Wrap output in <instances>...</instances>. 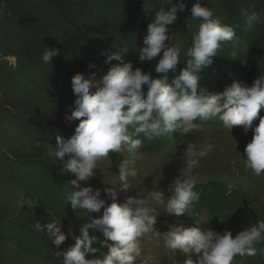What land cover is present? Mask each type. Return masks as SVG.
I'll use <instances>...</instances> for the list:
<instances>
[{"label":"rangeland","instance_id":"1","mask_svg":"<svg viewBox=\"0 0 264 264\" xmlns=\"http://www.w3.org/2000/svg\"><path fill=\"white\" fill-rule=\"evenodd\" d=\"M150 2L155 9L163 4V0ZM196 2L184 0L186 9L178 11L177 19L169 25L172 41L166 43L179 48L180 63L167 73L157 74V61H139V48L144 46L153 19L143 12V0H0V264H63L56 250H67L84 223L103 215L104 208L89 214L83 209L74 211L71 203H66V194L73 190L68 183L75 177L61 174V164L48 155L49 143L55 146L57 136L70 138L79 123L66 121V113L71 114L77 98L72 77L84 73L87 78L95 72L100 79L118 63H105V53L125 44L129 47L125 59L133 62L134 69L151 71L153 78L166 75L171 83L186 67L192 36L201 23L191 18ZM200 3L233 27L235 36L221 45L213 63L198 74L199 88L222 92L236 81L251 85L264 75V21L249 26L248 16L264 10V0ZM169 8L166 4L165 9ZM47 46L60 50L51 63L42 60ZM89 63L95 67L89 68ZM260 116H264V108ZM197 123L201 125L197 132L185 134L178 129L153 141L145 139L138 152H129L127 145L123 153L110 152L98 160L95 175L81 182V187L99 189L100 198L106 201L104 207L109 206L112 200L105 190L121 187L118 165L127 158L129 168L138 174L128 178L134 188L120 192L118 202L123 204L128 196H137V190L147 196L158 187L167 199L171 183L187 170L188 146L197 151L212 146L189 173L199 201L180 216L164 213L163 205L155 206V228L161 236L153 232L139 238L143 264H184L189 256L196 259L194 253L173 252L164 246L163 233L172 224L216 232L231 230L235 236L264 220V173L257 176L245 165L244 149L253 132L245 134L243 126H234L231 131L218 117L198 119ZM258 123L259 117L253 126ZM52 217L63 225L67 236L59 249L34 228L37 222L43 224ZM89 232L99 237L93 243L98 251L86 258L102 259L109 251L100 243L105 238L99 230ZM256 247L254 256L237 255L231 264H264V243Z\"/></svg>","mask_w":264,"mask_h":264},{"label":"clouds","instance_id":"2","mask_svg":"<svg viewBox=\"0 0 264 264\" xmlns=\"http://www.w3.org/2000/svg\"><path fill=\"white\" fill-rule=\"evenodd\" d=\"M166 4L170 5L168 10L165 9ZM185 9L184 0L179 3L163 0L158 9L150 0H143V12L153 19L148 25L144 46L139 48V61H157V74L167 73L180 63L179 48L166 41H172L169 25L177 19L178 11ZM191 18L201 23L192 36L186 67L171 83L166 75L153 78L151 71L144 72L139 67L134 69L133 62L125 59L129 50L125 44L122 49L105 53V63L111 64L114 60L118 63L112 64L100 79L95 72L87 78L84 73L72 77L73 92L77 98L71 114L66 113V121L79 123L70 138L57 136L55 146L49 143L48 155L61 164V174L70 173L75 177L68 183L73 190L66 194V203L70 202L74 211L83 209L89 214L102 208L104 211L100 218H92L80 227L79 235L73 237L74 244L67 250H56L55 255L62 257L63 264H143L144 254L139 238L153 232L157 237L161 236L155 228V206L163 205L164 213L180 216L199 201L200 194L193 190L195 181L189 173L198 164L199 158L208 154L211 145L199 151L188 146L187 170L171 183L168 189L171 194L167 199L159 187L147 196H142L135 188L137 196H128L125 203H119L117 197L120 192L127 193L134 188L128 178H135L138 174L135 168H129L128 159H124L118 165L121 187L105 190L112 203L104 207L106 201L100 198V190L94 191L91 186L81 187V182L95 175L98 160L113 151L123 153L124 145L128 146L129 152H138L145 139L153 141L178 129L185 134L197 132L201 130L198 119L203 121L218 117L223 127L231 131L234 126H243L245 134L250 130L253 132V138L244 149L245 165L257 176L264 173V116H260V110L264 108V75L256 77L251 85L233 82L222 92L200 89L198 74L213 63L224 42L233 40L235 31L214 16L200 0L192 6ZM260 21H264V10L248 16L249 26ZM59 54V49L47 46L42 60L51 63L52 58ZM88 67L93 68L95 64L89 63ZM257 117L259 123L254 127ZM200 223L197 222V225ZM34 228L46 234L56 249L67 239L63 225L53 217L43 224L37 222ZM90 229L94 232L99 230L105 238L100 243L109 251L102 259L86 258L98 251L93 243L99 237L90 235ZM163 242L173 252L179 249L196 255L195 260L189 256L184 264H231L237 255L256 254V246L264 243V220H258L256 225L244 228L235 236L231 230L216 232L200 226L172 224L163 233Z\"/></svg>","mask_w":264,"mask_h":264}]
</instances>
